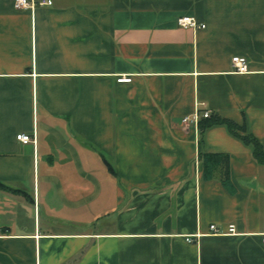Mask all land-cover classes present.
Instances as JSON below:
<instances>
[{
    "label": "crops",
    "instance_id": "obj_1",
    "mask_svg": "<svg viewBox=\"0 0 264 264\" xmlns=\"http://www.w3.org/2000/svg\"><path fill=\"white\" fill-rule=\"evenodd\" d=\"M52 1L0 0V264H264V165L183 123L264 147V0Z\"/></svg>",
    "mask_w": 264,
    "mask_h": 264
},
{
    "label": "built area",
    "instance_id": "obj_2",
    "mask_svg": "<svg viewBox=\"0 0 264 264\" xmlns=\"http://www.w3.org/2000/svg\"><path fill=\"white\" fill-rule=\"evenodd\" d=\"M53 5L52 0H14V7L17 10H35L38 7H51ZM177 24L179 27L184 29H191L194 31L205 29L206 26L203 24H199L195 17L184 16L180 17L177 20ZM232 66L234 73L236 74H246L249 72L248 60L245 57H233L232 58ZM119 83H131L132 78L128 76H121L118 79ZM211 116V112L208 110L202 111L200 109V105H198L195 113L191 117H185L183 119V123L185 125H195L196 127L199 126V123L202 119H208ZM18 141L24 144H30L33 142V139L29 135L21 134L17 136ZM210 230L213 235H225V234H236V229L234 225H231L228 229L227 233L221 232L216 225H211ZM186 241L188 243H193L194 240L192 238H187ZM264 243V238L262 239Z\"/></svg>",
    "mask_w": 264,
    "mask_h": 264
},
{
    "label": "trees",
    "instance_id": "obj_3",
    "mask_svg": "<svg viewBox=\"0 0 264 264\" xmlns=\"http://www.w3.org/2000/svg\"><path fill=\"white\" fill-rule=\"evenodd\" d=\"M225 126L235 137L239 138L244 144L252 148V154L254 159L260 165H264V147L253 135L243 134L246 133L244 127H239L230 120L221 118L218 115H212L208 119H202L199 123V130L201 138L206 130L216 127ZM203 145V139L200 141V146ZM199 158L204 164L205 177H213V173L216 168L224 169V183L229 181V157L223 154H209L200 150ZM0 188L6 189L0 184ZM8 189V188H7ZM10 190V189H9Z\"/></svg>",
    "mask_w": 264,
    "mask_h": 264
}]
</instances>
